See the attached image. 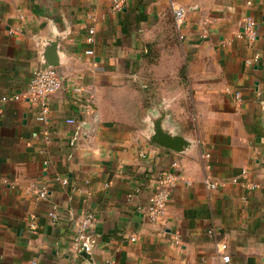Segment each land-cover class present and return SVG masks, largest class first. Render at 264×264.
<instances>
[{
  "label": "crops",
  "instance_id": "crops-1",
  "mask_svg": "<svg viewBox=\"0 0 264 264\" xmlns=\"http://www.w3.org/2000/svg\"><path fill=\"white\" fill-rule=\"evenodd\" d=\"M113 1L0 0V264H220L221 242L232 264H264V0ZM248 16L253 42L238 36ZM53 45L63 84L44 122L26 86ZM161 115L182 152L152 141ZM169 170L152 223L151 186Z\"/></svg>",
  "mask_w": 264,
  "mask_h": 264
},
{
  "label": "built area",
  "instance_id": "built-area-1",
  "mask_svg": "<svg viewBox=\"0 0 264 264\" xmlns=\"http://www.w3.org/2000/svg\"><path fill=\"white\" fill-rule=\"evenodd\" d=\"M114 9H120L126 2V0H114L113 1ZM172 9L174 13V22L179 34L182 33V26L184 20L186 18V9L182 5L172 4ZM243 32L238 33L239 37L246 36L250 42H253L257 36V23L253 17L248 16L245 18L243 23ZM181 37H183L181 35ZM87 42L93 44L95 42V30L94 28H90L88 30V36L86 38ZM86 54L94 56L95 50L90 48L86 50ZM62 75L57 67H47V68H38L35 69L28 80L26 86V94L36 104H40L42 106V112L39 116V120L47 122L48 113H49V98L54 93L58 92L62 88ZM235 97L240 99L241 92H236ZM14 99L18 100L20 95H14ZM10 97L3 96L0 98V105L6 101H8ZM1 110V108H0ZM70 121H73L71 119ZM178 163H174L173 166H177ZM244 175H246V171H243ZM178 179V175L172 171H165L160 173L158 176L154 178V185H152V191L148 198V205L145 208V215L148 221L152 223L158 222L162 217L166 215L169 201L172 196V189L176 185ZM233 182H238V178L235 177L232 179ZM62 182L67 184V179H62ZM205 182L207 187L210 189H218L220 186L224 185L225 182L217 181L211 179L209 177L205 178ZM47 194L46 190H42L40 192L41 197H45ZM49 216L53 221H57L59 219L58 212L55 208H53L49 212ZM95 219V214L92 212H87L83 215L80 220L78 234H77V242L80 248L89 249V243L87 242L89 238L90 228L93 224V220ZM218 251L221 256L220 264H232V256L228 251V243L221 242L217 245ZM22 264H42L37 260H31L28 262H24ZM96 264H114L112 258H106L103 261Z\"/></svg>",
  "mask_w": 264,
  "mask_h": 264
},
{
  "label": "water",
  "instance_id": "water-1",
  "mask_svg": "<svg viewBox=\"0 0 264 264\" xmlns=\"http://www.w3.org/2000/svg\"><path fill=\"white\" fill-rule=\"evenodd\" d=\"M56 52V46L53 45L51 48L53 59L50 64L43 65L42 68L55 67L58 65ZM163 118L164 115H161L158 119H155L154 121L155 130L151 137L152 141L172 150L182 152L189 146L190 142L182 135L173 134L165 131L162 127ZM82 253L86 254V252L83 250Z\"/></svg>",
  "mask_w": 264,
  "mask_h": 264
}]
</instances>
